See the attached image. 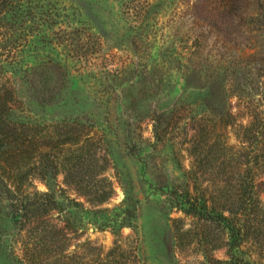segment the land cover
<instances>
[{
	"label": "trees",
	"instance_id": "obj_1",
	"mask_svg": "<svg viewBox=\"0 0 264 264\" xmlns=\"http://www.w3.org/2000/svg\"><path fill=\"white\" fill-rule=\"evenodd\" d=\"M166 1V11L173 13L167 22L159 21L162 5L156 6L153 0H131L134 6L130 9L129 3L124 5L131 17L123 22L120 50L130 59L120 69L114 91L121 96H126V91L136 92L122 97L126 109L134 113H130L133 127L124 132L128 138H135L144 153H150L152 147L142 145V124L148 119L155 146H167L175 160L183 153L190 160L188 167L180 168L185 182L181 195L174 187L167 195L171 211L216 227V241L220 244L202 251V264H264V206L257 190V181L264 175V105L242 99L233 103L235 92L244 97L247 91L231 90L227 77L234 67L232 74L237 72V78H242L246 56L259 54L257 42L264 35V1ZM57 2L0 0V78L8 80L1 87L4 93L0 91V150L6 145L8 149L0 151V156L11 157L40 140L42 129L37 121H17L14 116L27 109L35 117V108L45 104L50 108L48 103L55 97V90L46 83L51 80L52 69H47L50 62L71 82L66 88L72 89L73 77L66 62L51 54L45 56L35 46L31 55L24 50L34 45L38 37L35 32L41 30V25L60 26L59 33L67 35L62 30L69 15ZM178 7H184L191 19L177 20ZM27 23L36 24V30L27 28ZM101 35L106 38L105 32ZM46 73V82L41 84L36 75ZM11 76H15L14 81ZM126 86L129 88L124 90ZM174 89L179 96L167 103L165 99ZM235 108H240L239 113ZM172 136L176 138L170 139ZM231 136L236 145L229 143ZM81 139L77 137L73 144L93 141L89 135ZM0 168L4 169L2 163ZM51 170L52 167L42 171L34 168L23 183H18L12 174L7 179L0 176V182L9 183L11 200L15 202V195L19 198L11 206L12 226L40 240L35 246L23 247L17 255L12 253L11 264L71 262L67 228L57 230L60 238L51 242L46 240V227H40L42 223L51 224L56 204L49 194L35 190L33 183L43 173L51 174ZM65 172L67 182L77 186L82 183L83 176L77 170L65 168ZM170 221L179 249L183 221ZM219 248L225 249V260L211 255ZM10 257L1 250L0 264H6Z\"/></svg>",
	"mask_w": 264,
	"mask_h": 264
},
{
	"label": "rangeland",
	"instance_id": "obj_2",
	"mask_svg": "<svg viewBox=\"0 0 264 264\" xmlns=\"http://www.w3.org/2000/svg\"><path fill=\"white\" fill-rule=\"evenodd\" d=\"M57 1L55 4L65 8L69 15L62 30L68 36L59 33L60 26L41 25V30L35 32L38 37L34 38V45L24 50L31 55L35 46L45 56L52 55L66 62L73 77L72 89H67L71 82L62 77L52 62L47 67L52 69L51 80H44L48 73L36 75L41 84L46 82L55 90L54 99L48 103L51 106L35 108V117L27 109L19 110L14 119L37 121L42 129L41 138L30 149L11 157L1 155L4 169L0 168V176L7 179L12 174L18 183H23L34 168L42 171L52 167L51 174L43 173L33 183L35 190L49 194L56 204V210L50 215L51 224L42 223L40 227H46L49 235L46 240L51 242L60 238L57 230L67 228L66 234L71 238L67 252L72 256L70 264H202L205 262L202 251L220 244L216 241V227L171 211L167 195L172 187L181 195L185 182L180 168L188 167L190 160L184 153L175 160L167 146H155L152 122L148 119L142 124L145 140L142 145L146 144L147 149L152 147L150 153H144L135 138H128L124 132L133 127L130 113H134L126 109L122 97L136 92L126 91V96H121L114 90L119 84L116 80L121 76L120 69L130 59L120 50L123 22L131 17L124 5L129 3V9L134 5L131 0ZM153 1L156 6L162 5L159 21H169L173 13L166 11L168 1ZM184 11V7H178L177 20L191 19ZM35 26L26 24L33 30ZM102 32L106 33V38H102ZM257 45L259 54L245 58L243 77L237 78V72L232 74L234 67L227 76L231 90L244 88L247 91L244 97L234 93L235 104L242 99L264 105V35ZM3 77L0 88L8 83ZM11 77L14 81L15 76ZM0 91L4 93L3 88ZM178 96L174 89L165 100L170 103ZM239 109L235 108V112L239 113ZM85 135L93 141L73 144L77 137L81 139ZM229 143L237 144L234 136ZM5 149L7 145L0 151ZM65 168L77 170L83 176L82 183L77 186L67 182ZM257 184L264 206V175ZM9 190V183L0 182V251L6 250L10 257L27 245H37L40 240L12 226L11 206L19 198L15 195L13 202ZM172 218L183 221V242L179 249L171 232ZM225 252L224 248H219L211 255L222 261L226 259ZM8 260L6 264H11V257Z\"/></svg>",
	"mask_w": 264,
	"mask_h": 264
}]
</instances>
